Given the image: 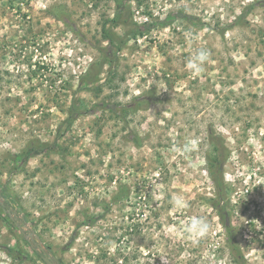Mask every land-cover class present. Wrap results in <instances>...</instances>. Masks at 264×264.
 <instances>
[{
  "label": "rangeland",
  "instance_id": "374dc122",
  "mask_svg": "<svg viewBox=\"0 0 264 264\" xmlns=\"http://www.w3.org/2000/svg\"><path fill=\"white\" fill-rule=\"evenodd\" d=\"M38 244L53 264H264V0H0V264H45Z\"/></svg>",
  "mask_w": 264,
  "mask_h": 264
},
{
  "label": "clouds",
  "instance_id": "9594fccd",
  "mask_svg": "<svg viewBox=\"0 0 264 264\" xmlns=\"http://www.w3.org/2000/svg\"><path fill=\"white\" fill-rule=\"evenodd\" d=\"M210 53L207 49H197L195 54L187 61V68L193 72H200L203 70V66L209 59ZM170 203L176 209H187L190 207L189 203L183 197L177 195ZM211 223L203 215L191 216L188 221L183 225V234L191 235L197 239L205 238L211 231Z\"/></svg>",
  "mask_w": 264,
  "mask_h": 264
},
{
  "label": "trees",
  "instance_id": "16d2710c",
  "mask_svg": "<svg viewBox=\"0 0 264 264\" xmlns=\"http://www.w3.org/2000/svg\"><path fill=\"white\" fill-rule=\"evenodd\" d=\"M141 28H142V27H141ZM141 28H140V29H141ZM143 28H144V27H143ZM103 33H104V35H107V33H106L105 30H103ZM141 33H142V31H140V30L138 29L136 35H140ZM132 35H133L134 37H136V36H135V33H133ZM107 37H108V36H107ZM107 40L110 42L111 45H113V41H112L111 38L108 37ZM127 41H128V40H123L121 43H119V45L117 46L116 50H117V51H120L121 48H122V46H123V44H125ZM72 120H73V114L70 113V114L68 115V119H67V121H68V123H71ZM208 161H209V164L211 165L212 160H208ZM214 166H215V167L217 166V168L219 167V163H218V161L216 162V164H215ZM216 173H217V171H216ZM218 181H219V179L217 180V178H215V182H216V183H219V185L221 186L220 182H218ZM3 208H4L5 210H8V209H9L8 206H7V202H5V203L3 204ZM32 250H33V251H34V252H35L40 258L42 257L43 251L41 250V248L39 247V245H35V246H33V247H32ZM9 252H12V251L9 250ZM236 264H241V262L237 261Z\"/></svg>",
  "mask_w": 264,
  "mask_h": 264
},
{
  "label": "water",
  "instance_id": "95a60500",
  "mask_svg": "<svg viewBox=\"0 0 264 264\" xmlns=\"http://www.w3.org/2000/svg\"><path fill=\"white\" fill-rule=\"evenodd\" d=\"M2 206H3V204H2ZM39 245V244H38ZM40 247V246H39ZM41 248V247H40ZM41 259L43 260V262L45 263V264H53V262L51 261V259L48 257V256H45V255H43L42 257H41Z\"/></svg>",
  "mask_w": 264,
  "mask_h": 264
}]
</instances>
